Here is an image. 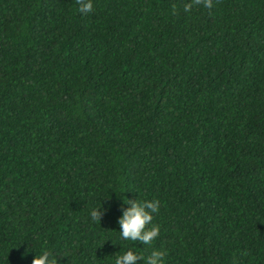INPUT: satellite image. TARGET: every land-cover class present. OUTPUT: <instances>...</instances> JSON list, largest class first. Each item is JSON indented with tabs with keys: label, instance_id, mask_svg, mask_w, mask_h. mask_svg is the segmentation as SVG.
Masks as SVG:
<instances>
[{
	"label": "trees",
	"instance_id": "1",
	"mask_svg": "<svg viewBox=\"0 0 264 264\" xmlns=\"http://www.w3.org/2000/svg\"><path fill=\"white\" fill-rule=\"evenodd\" d=\"M92 2L0 0V264H264V0Z\"/></svg>",
	"mask_w": 264,
	"mask_h": 264
},
{
	"label": "clouds",
	"instance_id": "2",
	"mask_svg": "<svg viewBox=\"0 0 264 264\" xmlns=\"http://www.w3.org/2000/svg\"><path fill=\"white\" fill-rule=\"evenodd\" d=\"M216 2L219 3V0H216ZM75 4L78 6L77 10L81 15H88L93 11L92 0H75ZM200 6L211 9L213 0H190V2L184 4L183 11L190 13L194 7L198 8ZM177 11V6L173 4L171 8L172 15H176ZM125 203L129 207L123 210V215L118 220L121 238L125 241H138L143 245H151L160 234V227L152 224L154 214L160 210L159 200L141 202L126 199ZM103 214L101 208H93L90 211L91 219L94 222L101 223ZM149 225L151 226L149 227ZM166 256L167 252L164 250H153L150 255L145 257L129 249L122 255L117 256L115 264H138L140 260H143L144 264H165ZM32 264H58V262L51 252L44 250L33 259Z\"/></svg>",
	"mask_w": 264,
	"mask_h": 264
}]
</instances>
